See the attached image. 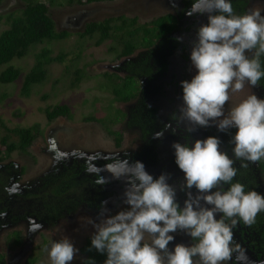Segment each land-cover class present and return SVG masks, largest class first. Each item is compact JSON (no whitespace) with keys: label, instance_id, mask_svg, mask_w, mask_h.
Masks as SVG:
<instances>
[{"label":"rangeland","instance_id":"1","mask_svg":"<svg viewBox=\"0 0 264 264\" xmlns=\"http://www.w3.org/2000/svg\"><path fill=\"white\" fill-rule=\"evenodd\" d=\"M32 1L47 4L48 0ZM27 2V0H2L0 3V17H2L0 33L10 27V23L6 18L20 16ZM50 2H54L56 5L50 9L47 15L53 20L56 33L65 32L67 37L62 40L31 46L24 58L14 59L10 63L11 66L19 70L20 76L18 79L10 84H0V124L2 122L10 130L29 128L34 125L39 128L38 136L35 137L26 152L15 150L0 162V173L4 168H7L8 164L11 165L10 163H12L11 166L14 170L9 169L5 173L6 179L0 185V191L7 188V192L9 189V193L14 196L11 199L13 200L12 205L5 203L4 209H1L4 211L0 213V223H3L0 227V257L3 258L1 264H23L27 258L36 259L38 264H50L47 252L44 249L50 247L51 242L59 241L64 237H68L79 249L71 264H89L85 263V255L80 253V249L87 240H91L94 232L93 226L87 222L88 219L91 218L98 222L100 219L98 214L103 211V203L110 214H115L125 207L123 204L125 183L123 180L109 178L107 176L109 173L104 168V164H112L115 161L123 160H127L129 164H132L138 161V159L132 157L136 153H148L150 151L153 155H156L155 151L161 154L164 149L162 146L152 149L145 147V149V143L142 142L139 131L132 132L133 128L140 126V120H137L136 117L137 114H141L139 116L147 119L151 108L149 106L145 107L146 100L155 94L154 90L157 85L163 82V78L157 77L156 80H160L157 82L143 79L142 85L139 84L141 80L138 82L135 79H128L132 83V89L142 88L135 93L134 98L128 100L130 102L118 103L120 101H116L110 92L113 83H106V79L101 76L105 72H114L115 75L121 78L119 83H114L118 89L121 84H127L124 81L125 77H123L125 72L122 70L124 69V59H116L120 48L117 49V52L108 51L110 47H120L117 45V40L105 41L100 47H96L94 41L98 38L97 34L92 37H81V35L84 33L83 28L87 23H100L108 17L118 15H124L127 19L136 18L137 25L147 24L161 15L174 13L177 7L181 6V1L115 0L112 3L92 4L87 7L62 5L65 0H51ZM252 8H258L264 14V0L253 1L249 9ZM43 48L49 49L50 57L64 55V58L60 62L50 63L46 68V81L34 85L31 88L29 97H23L20 91L24 76L30 72L35 64V56ZM191 48L192 46L187 51L186 71L182 72L184 78L181 75L179 81L181 90V81H190L195 75V70L192 68L190 61ZM133 57L129 59L138 61L143 58L148 59L151 55L150 52L140 50L135 51ZM76 71L80 72L79 76L81 78L77 86L71 87V83L76 78ZM115 82L118 81L115 80ZM257 88L258 86L250 87L246 84L241 92H230V100L225 106V112L227 113L231 107L251 93L262 99V94ZM56 105H66L71 117H59L48 123L44 115V109ZM115 109L124 113V116L116 119ZM153 116L155 117L151 113L149 118ZM88 117L101 119L107 124V127H104L103 123H96L94 120L86 121ZM110 120L114 122H109ZM125 120L129 124H136L137 126L131 125L128 127ZM143 123L149 124V128L152 127L155 131L160 130L157 125H154L155 122L153 123V121L152 123L143 121ZM162 127L163 130L160 131L170 135V129L167 128V125ZM105 128H110L111 132L120 134V146L116 147L114 136L107 133ZM212 128L216 132L217 128L215 126H212ZM231 130L236 131L235 129ZM145 132L146 130L143 134ZM194 133L201 140L206 139L204 128H197ZM5 134L8 133L0 126V139ZM221 136L225 141L222 145H225V133ZM9 138L11 142H17L18 140V137L14 134H9ZM170 139L164 142L167 146H172L173 143L178 142L176 138L170 137ZM225 150L224 148L223 151ZM0 151V157H3L1 144ZM231 158L235 161L234 167L237 169V175L238 173L241 174L240 172H246L254 181L255 191L264 195V175L258 170L255 162L237 160L234 156H231ZM99 159H105L106 161L98 166V172L104 176L105 181L110 183L104 186L103 189H99L95 185V188L91 189L87 185L86 191L85 189L80 191L81 195L86 194L88 196L90 194L96 201L87 204L86 201L72 199V195H78L75 191L60 197L59 189H51L50 185L52 184L46 186L48 179L56 174L59 166L85 163L91 160L97 161ZM245 164L246 167L242 166ZM143 165L148 173L150 169L156 166L154 159L149 163H143ZM18 171H22L21 174ZM84 179L93 182L88 174ZM168 183L176 189L180 188L176 181L171 182L169 179ZM110 190L113 191V194H109ZM35 192L39 195L47 193L51 197H56L54 202L63 207L59 209L56 217H50L45 207H43L44 204H48L45 195L43 197L44 204L43 202L34 201L37 204L32 203L31 208L35 207V214L30 212L27 201ZM54 192H59L58 196H53ZM63 199L66 200L63 201ZM184 199V192L180 196V191L177 189V201L182 203L181 207ZM72 200L75 201L73 204L65 205ZM2 201L5 200L0 198V203ZM26 208L30 215L24 214ZM216 218L218 219L219 215ZM14 233H17L18 237L22 239L20 246L13 244ZM170 234L175 239L170 242L169 249L174 248L175 244L182 243L186 246L191 244L189 236L182 231L178 230L176 233ZM249 238L245 242L251 241L257 247L256 253L263 256V259L258 263L264 264V234L262 237L256 234L253 239ZM240 242L239 238L234 239L232 247L239 248L240 244L241 250L234 253L232 251L230 259L225 264H254V259L255 261L261 259L260 257L256 258L249 245L246 244L247 246L244 247V243L241 244ZM93 253L96 254L97 252L93 249Z\"/></svg>","mask_w":264,"mask_h":264},{"label":"clouds","instance_id":"2","mask_svg":"<svg viewBox=\"0 0 264 264\" xmlns=\"http://www.w3.org/2000/svg\"><path fill=\"white\" fill-rule=\"evenodd\" d=\"M187 14H207V23L197 30L191 48L195 75L181 81L178 122L188 133L211 126L224 133L235 129L233 156L250 162L264 159V99L251 93L225 112L230 92H241L246 84L256 87L264 79V14L258 8L237 14L231 0H194ZM221 143L209 136L191 147L172 144L175 164L184 174L182 207L168 174L153 178L139 161L105 166L113 179L125 183V207L110 214L103 203L98 222L87 221L94 228L91 249L106 256L104 264H225L230 259L233 227L255 222L264 212V195L233 182L235 161ZM178 230L194 243L169 249L175 239L170 233ZM44 251L50 264H71L79 249L64 237Z\"/></svg>","mask_w":264,"mask_h":264},{"label":"flooded vegetation","instance_id":"3","mask_svg":"<svg viewBox=\"0 0 264 264\" xmlns=\"http://www.w3.org/2000/svg\"><path fill=\"white\" fill-rule=\"evenodd\" d=\"M79 1H82V3H79ZM83 1H85V0H65V3L62 5H66L68 7H72V6L87 7V6H90L92 4L112 3L113 2V1H105V2L85 3ZM180 1H181V6L177 7V10H175L174 13H169V14H165V15L160 16V17H162V16L170 17L171 25L174 26V29L172 30V32L169 35H167V37L165 36V39L162 38V39L154 40V43L148 48H141V47L136 48L131 55L121 57L119 60L124 59L123 60V64H124L123 68L124 69H122V70H123V72H125V76H123V77H131V78L133 77L132 79H135L138 82H139V80H141L139 82V84H141L143 79H149V81L155 80L157 82V81H160L158 79L156 80L157 77L163 78V82H161L159 85H157L156 89L154 90L155 94L146 100L145 107L149 106L151 108L150 113L147 116V119H144L143 116H139L141 114H137L138 116H136V117H137V120H140V123H143V121H150L151 123H152V121H153V123L155 122L154 125H157V127H159L160 130H163L162 126L167 125V128L170 129V131H169L170 135L166 134L160 130L155 131L154 128L153 129H152V127L149 128V125L145 127L146 132L143 134L144 129L141 128V126H137L136 124H129L126 120L125 121H126V123H128L127 124L128 127L131 125L137 126L136 128H133L134 130L132 132H134L136 130L139 131V133H140L139 135L141 137V140L143 143H145L144 148L147 147V148L152 149V148H156L158 146L164 147L161 154L157 153L155 151L156 155H153L150 151H148V153H145V152H142L140 154L136 153L132 157L138 159V161L141 163H149V161L154 159L156 166H154L153 169L149 170V174L152 175L153 178H157L161 174H168L170 177L169 178L170 181L171 182L176 181V183L181 188L182 184L184 183V179H183L184 174L178 169L177 165L175 164L174 149L171 146H167L164 142L167 140H171L170 139V137H171V138H176L179 143H181V144L187 143L189 145V147H191L192 143L195 140L200 139V137H198L194 133V131L191 133H188L185 130L186 125L184 123L180 124L178 122V119H177L178 113L177 112H178V108L180 106H182V90L180 89L179 81H180L182 76L184 78V74L182 75V72L186 71V64L188 61L187 51L190 49V47L193 45V43L196 42V33H197V30L199 29V27L201 25L207 23V14L188 15L187 13L191 10V7H192V4L194 3V0H180ZM253 1H255V0H231V3H232L234 11L237 14H244L245 12H247L249 10V7ZM256 1H260V0H256ZM44 4L47 6V13H49L50 9H52V7L54 8L55 7L54 5H56V4H54V2H50V0L47 1V4L46 3H44ZM60 4H59V6H60ZM157 18H159V17H157ZM121 19H125L124 20L125 24L122 22ZM106 21H108V23H107V25L109 27L108 31H110V37L107 41L110 42L112 40L113 41L117 40L118 46H120L119 40H121L120 39V35L122 34L121 31H127L128 30L127 28L130 25L132 26L130 28L131 30L135 29L136 27H137V29H139L138 27H140V26L143 27L145 25V24L137 25V19L136 18L127 19V18H125L124 15L108 17L107 19L103 20V22L94 23V24H104ZM131 21H133L134 23ZM90 24H93V23L92 22L87 23L86 26L83 28V31H86L87 26ZM54 29H55V26H54ZM94 31H103V29L98 28L97 30H94ZM112 31H114V32H112ZM115 36H117L118 38H116ZM140 37H141V34L139 36H137L136 39L139 41L141 39ZM101 45L96 46V47H100ZM140 50L150 52L151 57L148 59H146V58L139 59L138 61L135 59L134 60L129 59L131 57L134 58L133 56H134L135 51H140ZM116 62H119V61H116ZM129 64L131 65L130 71L127 70V67ZM109 75L113 76L115 74H114V72H111V73L105 72L101 76L103 79H106L107 76H109ZM183 78H182V80H183ZM141 88L138 87L136 93L138 92V90L140 91ZM257 89L261 92L262 99H264L263 98L264 86L262 87V85H260V86H258ZM130 99H132V98H130ZM125 102H130V101H125ZM118 103H124V102H118ZM114 113H116L115 118L117 117L118 119L122 118L124 116V113H122L121 111L116 110V109L114 110ZM151 113L153 115H155V117L153 116V117L149 118L151 116ZM133 117H134V115H133ZM94 121L96 123H98L96 121V119ZM111 121L112 120H110L109 122H111ZM103 126L107 127L106 124H103ZM108 130H106V132L109 133L110 135H112L109 132L110 130L109 131ZM204 132H205L206 138L209 136H213V137L219 138L222 143L225 142L221 136V134H223L224 132H218L217 130L215 132L213 130L212 126L204 128ZM158 133H162V135H160L159 138H157ZM234 134H235V132L231 129L229 130L228 133H225L226 143H225V145H222V143H221V146H220L222 151L224 148L226 149L225 152H227L230 157L233 156L232 145L230 144V140H231V136ZM120 139H121V136H120ZM119 144H120V142H119ZM130 154H132V153H130ZM7 156H4V158H2V159L4 160ZM3 160H1L0 162H2ZM103 161H106V160L105 159H99L97 161L96 160L95 161L94 160L86 161L85 163H78V164L72 163L71 165H61L58 167L56 174L48 179L46 186H49V184H52V185H50V188L53 189L54 184L56 183L55 185H57L58 183L61 182V179L64 178L63 183H65L66 185L68 184L69 186L61 194V196L67 195L70 192L75 191V192H77L78 195L77 196L72 195L71 196L72 199H76L79 201H86L87 204H90V202L96 201V199L94 197L90 196V194H88V196L86 194L81 195L80 191H82L84 189L86 191V188H88L87 185L90 186L91 189L95 188V186L99 189H103L104 186H106V185H108V183H110L107 181H106V183H97V181L100 180L101 178L104 179V176L100 172H98V166L103 164ZM10 164L12 165V163H10ZM255 164L257 167V162H255ZM11 165L8 164L7 168L6 169L4 168L5 171L3 170L4 172L2 171L0 173V185H2L1 184L2 181L4 179H6L5 173L9 169L13 170ZM106 165H108V164L105 163L104 168ZM20 172H22V171H18L19 174H21ZM107 173H109V172L107 171ZM240 173H244L245 176L247 174L246 172H240ZM87 174L89 175V178H91L93 180V182L87 181L84 179V177ZM107 176H109V178H113L110 173ZM248 179H250V178H248ZM252 181H253V179H252ZM233 182H239V183L243 184L245 186V189L248 188L247 185H249L248 182L246 181V178L240 177V174L234 178ZM253 183H254V181H253ZM225 187H227V185ZM180 188H177V189H180ZM255 188L256 187L253 186V191H255ZM0 192H1V195H0L1 200H3V199L5 200L4 202L2 201L0 203V210H1V209H4L5 203H7V204L10 203V205H12L11 202L13 200H11V199L14 196L11 193H9L10 192L9 189L7 192V188H4V190L2 189ZM182 193H183V191H180V196L182 195ZM109 194H113V191L110 190ZM44 195H45V197H47L46 203H48V204H44V198H43ZM44 195H39L36 192L33 193L31 195L30 199H28V201H27L28 209L30 210V212L35 214V212H34L35 207L31 208L32 203L37 204L36 202H38V203L43 202V204H44L43 207H45L47 214L50 217L51 216L56 217L58 212H59V209H61L63 207L58 206L54 202L56 197H51L47 193H44ZM66 199H63V201H65ZM34 201H36V202H34ZM74 202H75L74 200L68 201V203L65 205H68L69 203L73 204ZM180 204H182V203H180ZM45 205L47 206V208ZM3 211L4 210H1L0 213ZM30 212H28V210L26 208L24 214L27 213L28 215H30ZM259 214H261V213H259ZM261 218H262V216L258 217V215H257L255 218V222L252 225L249 226V225H245L243 222H239L232 229L233 241L235 238H237V239L239 238L241 240L240 243L241 244H242V242L244 243V247L247 245L250 246V249L255 253L256 258H258V257L261 258L258 261H255V259L253 258L254 264H259L258 262H260L263 259V256L256 253L257 247H255L254 244L251 243V241L248 243H246L245 241H246V239H250L249 237H251L253 239L254 235H256V234H258L259 237L263 236V234H264V221L261 220ZM2 224L3 223H0V227L2 226ZM14 234H17V233H14ZM189 239H190L191 243H194L193 241H191L190 237H189ZM10 240H11V238H10ZM88 242H90V241L87 240L85 242V244L82 246V248L80 249V253L85 255V263L87 261L88 255H89L88 250L86 252L87 245L89 246ZM21 244H22V239L20 238L19 246ZM232 249H233V253L240 251L241 250L240 244H239V248H236V246H234V248L232 247ZM35 263L38 264L37 261Z\"/></svg>","mask_w":264,"mask_h":264},{"label":"trees","instance_id":"4","mask_svg":"<svg viewBox=\"0 0 264 264\" xmlns=\"http://www.w3.org/2000/svg\"><path fill=\"white\" fill-rule=\"evenodd\" d=\"M2 0H0L1 2ZM27 4L25 9L21 12L20 16L17 17H7L6 20L9 21L10 27L3 32L0 33V84H10L18 79L20 76V72L15 67L11 66L10 63L14 59L24 58L28 50L31 46L36 44H42L44 42H51L62 40L67 37L65 32L56 33L54 29V23L51 18L47 15V6L44 3H40L38 1L27 0ZM51 1V0H50ZM105 1H114V0H85L83 2H105ZM82 3V1H79ZM2 17H0V22ZM125 24V19H121ZM133 22V21H131ZM108 21L104 24H90L87 26V30L81 35V37H92L97 34L98 38L94 41L95 46H99L105 41H107L110 37V31H108L109 27L107 25ZM134 23V22H133ZM132 26L130 25L127 31H121L120 35V47H110L108 51L117 52V49L120 48V51L116 55V59L119 60L121 57L129 56L133 53L136 48H148L156 39H165V36L169 35L174 26L171 25V19L168 16H162L156 18L155 20L150 21L145 24L143 27H137L135 29H130ZM98 28H102L103 31H94ZM114 32V31H113ZM141 34V39L138 41L136 38ZM118 38L117 36H115ZM64 55H58L57 57H50V51L47 48H43L40 53L35 56V64L33 65L30 72H28L23 79V83L21 86L20 94L23 97H29L31 88L34 85L42 84L46 81L47 78V66L56 61H62ZM262 68H264V57H261ZM131 65L129 64L127 70L130 71ZM76 78L73 83H71V87L77 86L80 81L81 76L80 72L76 71ZM131 77H125L124 81L127 84H121L118 89L114 83H119L120 77L113 75L107 76L106 83L112 84V90L110 91L113 97H115L116 101L125 102L130 98L135 97V93L137 89H132V83L128 81ZM133 78V77H132ZM131 78V79H132ZM118 81V82H115ZM264 86V79H261L258 83V86ZM264 98V94H263ZM44 115L47 119V122L50 123L54 121L58 117H67L70 118V111L66 105L59 106H49L44 109ZM116 119H118L116 117ZM95 120L94 117L86 118V121ZM97 122L103 123L101 119H96ZM114 122L113 120L111 121ZM150 122V121H149ZM106 124V123H103ZM107 125V124H106ZM147 123H140V126L145 130V127L148 126ZM0 126L8 133L2 136L0 139L1 147L3 148V157L0 158V161L3 160L4 156L9 155V153L13 151L26 152L27 148L31 145L32 141L39 134L38 126L34 125L29 128H14L8 129L1 122ZM109 128H105L108 130ZM109 131V130H108ZM114 135V140L116 146H119L120 142V134L117 132H111ZM9 134H14L18 137L17 142L9 141ZM1 153V151H0ZM257 162L258 170L264 175V159H261ZM239 175V173H238ZM240 177H245L246 181L249 185L245 190H253V181L251 177L244 173L240 174ZM250 178V179H248ZM63 179L57 185L54 184L53 190H58L61 194L66 190L69 186L63 183ZM59 192H54V196H58ZM262 216L261 220L264 221V212L258 214V217ZM13 243L15 245L20 244V238L18 234H14ZM194 242V241H193ZM89 246L87 245L86 252L88 250L87 263L92 264L94 261L95 264H104V260L106 256L93 253V249H91L90 242ZM2 257H0V264L2 262ZM36 260L33 258H28L24 264H36Z\"/></svg>","mask_w":264,"mask_h":264}]
</instances>
